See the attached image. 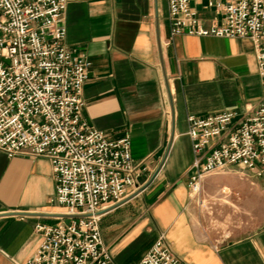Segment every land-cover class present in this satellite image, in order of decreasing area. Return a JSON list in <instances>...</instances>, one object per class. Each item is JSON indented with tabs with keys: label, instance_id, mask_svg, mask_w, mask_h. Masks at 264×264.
I'll list each match as a JSON object with an SVG mask.
<instances>
[{
	"label": "crops",
	"instance_id": "crops-1",
	"mask_svg": "<svg viewBox=\"0 0 264 264\" xmlns=\"http://www.w3.org/2000/svg\"><path fill=\"white\" fill-rule=\"evenodd\" d=\"M198 8L203 18H212L210 10ZM64 23L68 49L92 63L84 118L111 140L128 133L135 163L146 167L139 187L150 182L130 201L141 199L148 215L133 222L122 215L130 202L102 212L103 242L115 262L137 264L163 231L185 264H264V224L244 237L202 228L189 188L195 153L188 118L224 111L245 115L264 104L254 45L191 35L168 45V0H69ZM54 175L50 159L10 158L0 151V264H26L41 243L35 226L67 219L52 201ZM152 223L156 232L147 233ZM139 246L144 250L135 253Z\"/></svg>",
	"mask_w": 264,
	"mask_h": 264
},
{
	"label": "built area",
	"instance_id": "built-area-1",
	"mask_svg": "<svg viewBox=\"0 0 264 264\" xmlns=\"http://www.w3.org/2000/svg\"><path fill=\"white\" fill-rule=\"evenodd\" d=\"M68 3L0 0V151L50 159L52 201L71 217L35 226L41 243L26 264H117L103 242L102 212L139 187L146 167L135 163L128 133L111 140L84 118L92 63L66 45ZM168 24V45L184 35L249 40L264 86V0H168ZM188 122L191 199L214 173L238 167L264 179V104L245 115L224 111ZM157 239L137 264H185L165 232Z\"/></svg>",
	"mask_w": 264,
	"mask_h": 264
},
{
	"label": "rangeland",
	"instance_id": "rangeland-1",
	"mask_svg": "<svg viewBox=\"0 0 264 264\" xmlns=\"http://www.w3.org/2000/svg\"><path fill=\"white\" fill-rule=\"evenodd\" d=\"M261 180L238 167L208 176L201 194L191 199L200 226L218 230L217 233L229 237L252 234L264 224V185ZM226 188L230 190L225 191ZM148 211L149 207L137 199L125 205L120 213L128 215L133 222L142 214L148 215ZM146 232L155 233V225L150 224ZM141 250L144 246H139L135 253Z\"/></svg>",
	"mask_w": 264,
	"mask_h": 264
},
{
	"label": "water",
	"instance_id": "water-1",
	"mask_svg": "<svg viewBox=\"0 0 264 264\" xmlns=\"http://www.w3.org/2000/svg\"><path fill=\"white\" fill-rule=\"evenodd\" d=\"M160 54H161L162 68H163V72H164L165 83H166V86H167V90H168L169 96L171 97L170 87H169V83H168V75H167L166 67H165V63H164V58H165V57H163V49H162V44H161V42H160ZM171 101H172V99H171ZM172 133H173V134H172V137H171L170 144H169V146H168V149H167V151H166V155H165V157H164V159H163V161H162V164L160 165L159 169H161V167L163 166V164H164V162H165V160H166V158H167V156H168V153H169V151H170V148H171V145H172V142H173V139H174V134H175L174 131H173ZM149 184H150V182H148V183H147L146 185H144L143 187H139L135 193H133L132 195H130L129 197H127L126 199H124L122 202H120V203H118V204L112 206L111 208H108V209L106 210V212H107V211H112V210H114V209H117V208H119L120 206H122V205H124V204L130 202V201H131L132 199H134L137 195H139V194H140L145 188H147ZM63 217H64V218H67L68 220H69V218H71V217H69V216H67V215H64Z\"/></svg>",
	"mask_w": 264,
	"mask_h": 264
},
{
	"label": "bare ground",
	"instance_id": "bare-ground-1",
	"mask_svg": "<svg viewBox=\"0 0 264 264\" xmlns=\"http://www.w3.org/2000/svg\"><path fill=\"white\" fill-rule=\"evenodd\" d=\"M228 190H229L228 188L225 189V191H228Z\"/></svg>",
	"mask_w": 264,
	"mask_h": 264
}]
</instances>
